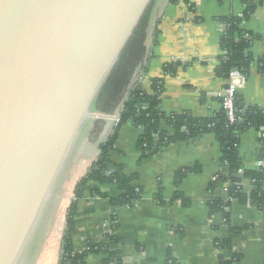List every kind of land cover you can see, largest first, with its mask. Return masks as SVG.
Segmentation results:
<instances>
[{"label":"crops","instance_id":"0c3cea01","mask_svg":"<svg viewBox=\"0 0 264 264\" xmlns=\"http://www.w3.org/2000/svg\"><path fill=\"white\" fill-rule=\"evenodd\" d=\"M188 1L191 7L183 0L156 1L145 42L146 70L141 77L143 88L149 92L152 80L163 79L160 107L165 114L184 112L209 118L222 110L229 83L217 71L222 55V18L242 17L246 0ZM257 3L241 24L244 31L260 38L252 40L251 67L247 75L243 74L246 79L238 91L247 105L264 109V70L257 63L264 56V0ZM177 61L180 64L176 71L165 73V65ZM96 122L90 124L87 136L96 128ZM161 127L171 131L166 121ZM141 133L142 129L131 120L124 122L109 153L112 164L123 165L127 175L138 176L133 184L140 189L141 197L132 206L114 205L112 200L122 194L119 186L90 180L83 195L76 199L72 231L75 251H86L90 242L105 246L108 235H112L120 241L111 248L120 251L121 261L117 264H220L223 251L217 244L230 237L234 228L240 230L233 238L234 249L241 254L240 263L264 264V207L230 198V224L221 211L211 213V202L228 197L230 190L228 183H214L222 170V148L216 136L205 133L196 139L176 141L143 158ZM108 137L109 132L97 140L99 148ZM238 151L241 173L264 171V130H244L239 135ZM96 159L79 166L81 157L77 156L68 209L76 197L77 183ZM185 169L191 171L182 174ZM241 184L249 193L254 183L243 175ZM98 190L106 196L94 194ZM108 256L105 250L91 251L85 264H102Z\"/></svg>","mask_w":264,"mask_h":264},{"label":"water","instance_id":"95a60500","mask_svg":"<svg viewBox=\"0 0 264 264\" xmlns=\"http://www.w3.org/2000/svg\"><path fill=\"white\" fill-rule=\"evenodd\" d=\"M156 1L0 0V264H35L61 181Z\"/></svg>","mask_w":264,"mask_h":264},{"label":"trees","instance_id":"16d2710c","mask_svg":"<svg viewBox=\"0 0 264 264\" xmlns=\"http://www.w3.org/2000/svg\"><path fill=\"white\" fill-rule=\"evenodd\" d=\"M179 1L182 0H170L172 3ZM183 1L189 2L188 0ZM257 1L246 0V10L242 17L232 15L222 18L224 23L220 38L222 55L220 56V65L217 71L221 76L228 79V82L232 71L237 70L244 75L249 73L253 59L250 54L252 40L260 38V36L244 31L241 24L243 19H247L255 10L258 4ZM189 6L191 7V5ZM148 25L147 19L134 35L124 52L120 64L116 67L104 89L102 101L100 99L101 107L99 108L107 113H112L121 104L122 100L125 99V101L122 104L119 122L113 128L107 140L100 144L99 156L75 187L76 197L68 209L67 229L63 236L60 264H85L87 253L100 250L109 252V256L102 264H117L121 261L120 251L118 249L111 250L114 244L120 242L119 239L108 235L109 242L105 246L97 242H90L86 251L77 253L72 242V231L77 212L76 199L83 195L84 189L90 180H98L102 183H116L119 186L122 194L112 200L114 205L132 206L141 197L140 189H137V185L133 184L138 176L136 174L127 175L124 166L112 164L109 157V153L116 143L121 125L129 120L142 129L139 147L143 153V158L157 153L173 142L196 139L205 133H213L222 148V170L214 183L219 185L228 183L230 190L228 197L216 198L211 202V213L221 211L226 218V223L230 224L231 215L228 207L231 205V200L228 199H238L240 202H250L264 207V171L245 170L241 173L242 163L238 151L239 135L244 130L251 127L264 130V109L247 105L243 95L237 90L234 95V122L230 121L228 110L224 106L220 112L209 118H197L184 112L168 115L160 107L161 94L164 90L163 79L152 80L151 92L145 88L139 92L132 89L129 96H125L134 78L135 69L140 66L142 72L146 70L143 60L146 54L145 42ZM257 63L264 70V56L260 57ZM179 64V61H177L165 65V73H174ZM163 121L168 123L171 131L162 129ZM189 171L191 170L185 169L182 174ZM243 175L253 179V188L249 193L244 191L241 184ZM94 194L106 196L105 193L99 190L94 192ZM239 233L240 230L231 228L230 237L217 244L223 251L220 254V264H241V254L234 249L233 245V238L238 236Z\"/></svg>","mask_w":264,"mask_h":264},{"label":"rangeland","instance_id":"374dc122","mask_svg":"<svg viewBox=\"0 0 264 264\" xmlns=\"http://www.w3.org/2000/svg\"><path fill=\"white\" fill-rule=\"evenodd\" d=\"M150 20H151V15L148 18L149 25L147 28V35L150 30ZM99 107L101 106L99 105ZM121 108L122 105H119L113 110L112 113L105 112V114H108L107 116L109 117L113 116V119L114 118L117 119ZM113 119H109L108 117H101L96 122L97 124H96V128L94 129L95 131L94 130H92L91 132L89 131L87 138L83 139L82 146L78 154L81 157L79 166L82 164H86V160H90L91 158H97L99 156L100 148L99 145L96 144L98 143L97 140L100 139V137L103 134H107L108 132L109 134L111 133V131L113 130L112 128L115 127V125L113 124L114 123ZM88 138L89 140H87ZM79 147L80 146L77 142V145L75 147V152L78 150ZM74 165L75 163L73 162L72 166L70 167V169H68V172L63 177L60 184L61 187H59L58 190L60 197L57 199V201H55L50 212L48 213V219L46 221V226H45L46 234L44 235L45 237L43 239L44 243L42 245L41 250L36 256L35 264H60L61 254H62L61 249L63 244V235L61 232H62L63 224L65 223L66 220L68 205L71 200L70 197L72 195V189H73V185H72L73 178L75 177L76 174L75 169L78 168L77 165L76 167Z\"/></svg>","mask_w":264,"mask_h":264},{"label":"built area","instance_id":"2783aa9c","mask_svg":"<svg viewBox=\"0 0 264 264\" xmlns=\"http://www.w3.org/2000/svg\"><path fill=\"white\" fill-rule=\"evenodd\" d=\"M245 79H246L245 76L237 70L232 71L230 73V80L228 83L229 86L224 93V107L228 110V115H229V119L231 122H234V120H235V117H234V95H235V92L240 88V86L245 82ZM139 80L142 81L141 76L136 80V82ZM114 119H116V118H114ZM119 119H120V113L118 115V118L116 119L117 123L119 122ZM112 131H111V133H112Z\"/></svg>","mask_w":264,"mask_h":264},{"label":"flooded vegetation","instance_id":"af4514ba","mask_svg":"<svg viewBox=\"0 0 264 264\" xmlns=\"http://www.w3.org/2000/svg\"><path fill=\"white\" fill-rule=\"evenodd\" d=\"M103 94H104V93H103ZM103 94H102V96L100 97L101 101H102V99H103ZM101 101L99 102V105H100Z\"/></svg>","mask_w":264,"mask_h":264},{"label":"bare ground","instance_id":"6f19581e","mask_svg":"<svg viewBox=\"0 0 264 264\" xmlns=\"http://www.w3.org/2000/svg\"><path fill=\"white\" fill-rule=\"evenodd\" d=\"M105 117V116H104Z\"/></svg>","mask_w":264,"mask_h":264}]
</instances>
